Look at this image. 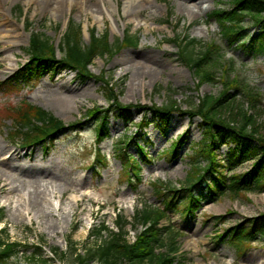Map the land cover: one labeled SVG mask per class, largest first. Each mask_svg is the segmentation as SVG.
<instances>
[{"label":"rangeland","instance_id":"374dc122","mask_svg":"<svg viewBox=\"0 0 264 264\" xmlns=\"http://www.w3.org/2000/svg\"><path fill=\"white\" fill-rule=\"evenodd\" d=\"M68 1L61 14L55 5H44L42 0H0V82L27 62L30 32L44 33L55 46L57 57H60L61 37L69 23L80 26L84 45L88 44L91 29L97 35L107 33L111 43L121 40L125 33L137 35L140 41L136 47L116 50L111 57H97L89 65V72L94 76L104 71L105 77L116 85V91L121 92L119 103L131 107L129 121L110 116L108 136L100 145L95 143L96 125L87 123L86 117V112L93 107H108L101 83L95 78L83 79L69 69L59 70L46 73L35 85L17 92L0 91V208L5 210L0 230L6 227L11 241L26 242V245H38V239L42 238L46 243L42 249L50 258V248L66 251L68 238L77 243L76 248L82 253L83 247L100 241L89 237L99 224L105 223L109 229L116 230L117 216L132 223L135 212L142 207H162V199L154 192V183L175 188L185 184L191 168L189 157L194 145L203 137L200 120L185 113L200 99L225 94L226 105L217 111L220 118L241 121L237 115L240 107L251 116L248 122L256 137H264V54L255 56L240 47L226 45V40L218 37L216 23L207 18L216 9L217 0H204L200 14L183 5L190 0H147L139 14L131 11L130 0L99 1L96 7L82 0ZM138 2L140 0L134 5ZM17 8L21 9V15L16 12ZM26 22L33 24L29 32L25 29ZM244 27L250 37L259 32L255 21L248 17ZM181 33L201 43H224L223 53L229 58L225 66L228 76H225L242 80L248 87L247 93L258 95L257 100L248 102L250 96H245L243 90L224 85L221 74L218 75L220 68L215 70L217 81L204 83L196 90L198 81L179 60L177 45L172 42ZM200 49L202 46L196 51ZM127 56L149 63L153 74L140 77L132 70L121 73L117 61ZM24 101L63 122L64 128L54 133L48 148L44 145L21 147L8 139L11 121L5 114ZM169 101L179 111L162 124L149 110ZM143 120L148 125L138 144L144 147L151 161L142 162V182L129 184L122 176L118 151L124 147L132 156H138L133 140L137 125ZM77 122L85 124L82 132L68 131L67 126ZM126 138L130 142L118 146ZM179 139L181 144L175 157L165 155ZM98 149L105 156L106 166L95 159ZM228 149L219 142L218 159H223ZM250 166L251 163H244L227 173H244ZM38 179L41 192L34 194L29 186ZM46 185L53 187L52 199L46 196ZM262 215L264 190L261 193L227 192L214 201L204 200L189 219L184 218L181 210L172 208L159 225L179 233L176 242L180 251L175 264H264V237L255 238L242 252L226 239L217 240L225 229ZM215 216H225L224 223H215L212 218ZM134 224L125 228L130 243L142 228L141 224ZM106 236L104 234L103 238ZM53 263L59 264L57 260ZM8 264L27 263L12 259Z\"/></svg>","mask_w":264,"mask_h":264},{"label":"trees","instance_id":"16d2710c","mask_svg":"<svg viewBox=\"0 0 264 264\" xmlns=\"http://www.w3.org/2000/svg\"><path fill=\"white\" fill-rule=\"evenodd\" d=\"M16 12L18 15L22 14L20 8H17ZM247 17L254 20L259 27L255 37H250L246 33L244 21ZM207 18L216 23L218 37L226 40V45L240 47L255 56L264 54V0H217L216 9ZM31 27V23H25L27 31H30ZM139 41L137 35L125 33L121 40L111 43L107 33L97 35L94 29H91L88 44L84 45L80 26L70 24L61 38L58 46L60 57H57L56 48L44 33L31 32L26 49L27 63L12 77L0 82V91L4 94L17 92L24 86L35 85L46 73L53 74L59 70L69 69L83 79L95 78L101 83L100 89L108 107L106 109L93 107L86 112V117L87 123L93 122L96 125L95 142L100 144L108 136L107 123L110 116L129 121L131 107L119 103L121 92L116 91L112 79L106 78L104 71L98 76L90 74L89 65L97 57L105 55L111 57L122 47H136ZM172 42L177 45L179 60L195 75L198 81L195 85L196 90L204 83L217 81L215 70L220 68L218 75L221 74L224 85L228 84L230 89L243 90L245 96H250L251 93L245 90L248 89L246 83L227 77L225 66L227 67L229 58L223 53L224 43L218 44L216 41L201 43L186 33L177 34ZM201 46L203 49L197 52L196 49ZM224 96L225 94L217 98L200 99L185 113L200 120L199 126L203 132L201 141L194 145L192 155L189 157L191 168L185 184L179 188L162 183L153 184L154 192L162 199L163 207L144 206L135 212L131 224L133 226L134 223H139L142 228L132 243L126 239L125 230L130 223L120 216L116 217V230L109 229L105 223L94 227L89 237L93 236L100 241H95L91 247H83L82 253L78 252L77 243L68 238L66 251L50 248L52 258L44 253L42 245L46 243L42 238L38 239L40 241L38 245L11 241L5 227L0 230V264H8L12 259L27 264H54L53 260H57L59 264H175L180 251L176 242L179 233L174 232L172 228L159 225L172 208L181 210L184 218L189 219L199 210L204 200L214 201L227 192L261 193L264 190V137H256L248 122L251 116L240 107L237 115H240L241 121H235L232 117H227L226 120L220 118L217 111L226 105ZM257 96L255 94L250 96L248 102L256 101ZM149 111L153 113L154 118L165 124L170 116L179 110L172 101H169L168 104L154 106ZM5 118L11 120L9 140L21 147L50 144L54 133L64 128L60 120L25 101L7 110ZM147 125L143 120L137 125V132L134 133L133 143L137 147L138 158L125 151L124 147L118 151L122 162V176L129 183L135 182L136 185L142 180L140 177L142 162L151 161L144 147L138 144V141H142V131ZM84 126L83 122H77L68 125L67 129L78 133ZM248 127H251V130H248ZM128 142L130 139H123L118 146L121 144L126 146ZM180 142L181 139L175 142L165 155L175 157ZM219 142L229 147L223 159H218L217 155ZM95 155L98 162L106 165L105 157L99 150H96ZM244 163H251L249 170L228 175L227 172H233ZM212 218L217 224H223L225 221V216ZM4 219L5 211L0 208V223ZM104 234L107 235L105 238ZM258 236L264 237V215L225 229L217 240L226 239L242 252L244 246L249 245Z\"/></svg>","mask_w":264,"mask_h":264},{"label":"bare ground","instance_id":"6f19581e","mask_svg":"<svg viewBox=\"0 0 264 264\" xmlns=\"http://www.w3.org/2000/svg\"><path fill=\"white\" fill-rule=\"evenodd\" d=\"M82 1H84L88 5L92 4L95 7H96V5H98L99 1L104 2V0H82ZM130 1H131V3H133V5H131L130 8L134 14H139L141 11V6L143 5V3L145 4L147 2V0H140V2H138V4L134 5L136 0H130ZM203 1L204 0H190V1L186 2V4H183V5L185 7L190 8L193 12L195 11L197 14H200L202 12ZM42 2L44 5H47V4L49 6L55 5L57 10L60 11L61 14H63L65 12V8L67 7L69 1L68 0H42ZM74 3H78V0H74ZM117 63L121 67V73H127L128 71L132 70L137 75H140V77H143L146 74L149 76H151L153 74L152 73L153 68L149 65V63H146L145 61H141V60L138 61L132 57H128V56L127 57H121L117 61ZM31 183H33L34 185H31L29 187L33 188L34 194L41 192L40 188L42 187V185H41L40 179H38L37 181L34 180ZM44 188H45V190L48 191L46 196L48 198L52 199L53 193H54L53 187L46 185Z\"/></svg>","mask_w":264,"mask_h":264}]
</instances>
